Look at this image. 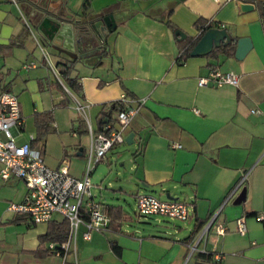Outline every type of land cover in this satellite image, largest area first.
Masks as SVG:
<instances>
[{
    "label": "crops",
    "instance_id": "obj_1",
    "mask_svg": "<svg viewBox=\"0 0 264 264\" xmlns=\"http://www.w3.org/2000/svg\"><path fill=\"white\" fill-rule=\"evenodd\" d=\"M238 1L252 8L241 10ZM255 1L261 0H0V91L18 96V143L36 136L35 112L52 109V129L32 146L51 168L68 158L69 172L80 178L86 153L77 155L87 152L89 136L77 101L87 104L94 129L100 111L113 115L122 93L136 107L122 131H132L131 142L114 144L107 165L98 162L91 173L105 212L107 206L117 211L108 213L109 229L85 239L81 226L74 251L53 253V240L41 243L40 236L65 217L55 212L50 221L34 223L7 209L24 199L26 186L15 175L0 176V264H193L198 250L212 253L216 264H264V25ZM108 12L116 25L92 64L79 55L90 48L89 38L76 33L69 48L67 35H57L58 16L69 26ZM205 24L225 28L231 53H189ZM237 37L249 40L240 58L234 55ZM210 67L233 71L236 83L199 84ZM242 186L243 198L233 202ZM138 192L190 201L193 210L186 220L158 217L166 223L156 228L131 213ZM237 217L244 233L236 229ZM209 219L189 253L191 229ZM217 223L222 233L215 232Z\"/></svg>",
    "mask_w": 264,
    "mask_h": 264
},
{
    "label": "built area",
    "instance_id": "obj_2",
    "mask_svg": "<svg viewBox=\"0 0 264 264\" xmlns=\"http://www.w3.org/2000/svg\"><path fill=\"white\" fill-rule=\"evenodd\" d=\"M208 81L216 85L224 82L234 84L237 75L231 70L221 71L217 67H210L206 75L197 79L199 84ZM114 105L116 110L110 120L103 130L97 131L86 114L87 104L77 101L76 108L85 119L89 135L85 174L77 178L69 172L68 158H64L59 167L51 168L45 163L41 150L33 147L29 140L20 143L15 140L14 129H19L23 124L19 99L17 94L9 89L0 91V176L7 179L15 175L21 178L26 186L24 199L20 202H9L7 209L24 213L34 223L50 221L55 212L62 214L68 220L67 236L60 243H48V248L62 257L75 250V238L81 226L84 227L82 235L85 239H90L92 231L102 232L110 227V218L102 202L94 198L91 192V173L114 144L124 141L122 131L136 111V107L130 104L124 93L114 101ZM134 203L137 214L166 217L171 220H186L193 210V203L190 201L159 198L145 192H138ZM211 219L188 243L189 253L197 249V243L206 232ZM235 222L237 231L244 233L243 218L237 217ZM222 231L223 225L217 223L215 232ZM215 259H218L217 255Z\"/></svg>",
    "mask_w": 264,
    "mask_h": 264
},
{
    "label": "water",
    "instance_id": "obj_3",
    "mask_svg": "<svg viewBox=\"0 0 264 264\" xmlns=\"http://www.w3.org/2000/svg\"><path fill=\"white\" fill-rule=\"evenodd\" d=\"M238 6L241 10L252 8V3L238 1ZM66 20V17L58 16V20L56 21V32L58 36H67L66 45L69 46L73 41H76L75 38L76 33L83 38H89L90 40V48L84 51H80V57H84L85 62L92 64L96 61L100 56L99 50L103 48L102 40L106 36L110 30L115 27L116 22L114 20L113 13H101L98 15H94L90 18H84L82 22L74 20L71 25L66 26L62 23V21ZM174 33L181 37L185 36V33L179 29H174ZM78 38V37H77ZM92 40V41H91ZM233 40L227 33L224 27H216V26H208L206 27L198 39L192 44L190 47L189 53L192 55L195 54H207L214 47H218L221 45L232 44ZM69 44V45H68ZM249 47V40L247 37H237L234 40V55L235 57L240 58L246 49ZM72 48V45L69 46ZM98 51V53H94ZM124 140L126 142H131L132 140V131H129L125 136ZM82 146L79 147L78 153H81ZM167 198H171L168 194L165 195ZM244 196V186H242L234 197L233 202H238Z\"/></svg>",
    "mask_w": 264,
    "mask_h": 264
},
{
    "label": "trees",
    "instance_id": "obj_4",
    "mask_svg": "<svg viewBox=\"0 0 264 264\" xmlns=\"http://www.w3.org/2000/svg\"><path fill=\"white\" fill-rule=\"evenodd\" d=\"M256 7L258 9L259 12V16L262 20V23L264 25V0L261 1H255ZM207 27V24L200 26L201 31L204 30ZM233 51V46L232 44H228V45H221L218 47H214L208 54L209 55H216L219 52H224V53H231ZM66 61H63V65H65V69L64 72L68 71L69 67L66 65ZM65 83L75 92L78 93L79 92V86L76 85L75 81L71 78H66L65 79ZM65 103L64 100L60 101V104ZM114 104V102H113ZM110 110L107 111H100V115L98 116V128L96 129L97 131L99 130H103L105 125L107 124L106 119L108 118V120H110L111 116H110ZM34 120H35V124H36V136L34 138L31 139V145H35L36 143H38L41 139L44 138V136L46 135V133L48 131H50L52 129V123L54 121V114H53V110L52 109H46L43 111H37L34 114ZM80 121H83V118L79 117ZM87 131V128H86ZM106 209V213L110 218V225L113 221L112 217H110V214L108 213H117V211L115 210L116 208L113 206H107ZM199 224L195 225L190 232V236H193L199 229ZM68 220L66 218H64L62 221L60 222H52L49 225V228L47 230L46 233H44L42 236H40V242L44 243L45 241L48 240H53L57 243L62 242L66 236H67V232H68ZM48 250H50L48 248ZM212 253L207 252V251H203V250H198L194 253V263L193 264H216L215 261L212 260L211 257Z\"/></svg>",
    "mask_w": 264,
    "mask_h": 264
},
{
    "label": "rangeland",
    "instance_id": "obj_5",
    "mask_svg": "<svg viewBox=\"0 0 264 264\" xmlns=\"http://www.w3.org/2000/svg\"><path fill=\"white\" fill-rule=\"evenodd\" d=\"M89 136V135H88ZM83 138L85 139L86 138V136L84 135L83 136ZM18 140V139H17ZM85 153H87L86 152V149H85V151L82 153V154H80V155H77V156H82L83 154L85 155ZM107 154L109 155V153L107 152L106 154H105V156L99 161V167H102V166H105V165H107L106 164V157H107ZM110 155H112L111 153H110ZM112 160V165H114V159H111ZM114 168V167H113ZM96 170H97V168H96ZM95 170V171H96ZM84 174H85V171H81V173H80V176L81 177H83L84 176ZM91 181H92V183H93V186H92V191H93V193H95V195H96V199H98V200H100L101 202H103V199H102V197H101V195H100V192H101V190H100V187H99V185L97 184V182L95 181V178H94V174H92L91 175ZM162 196V195H161ZM131 213L133 214V215H136V216H138L139 218V220L140 221H146V222H149L150 224H152V225H154V227H159L160 226V224H165L166 222L164 221V220H161V218H158V217H156V216H154V215H140V214H137V213H135V209H132V211H131ZM158 219V220H157ZM165 219V218H164ZM166 220H168V219H166ZM172 222H175L174 220H172ZM167 223H168V221H167Z\"/></svg>",
    "mask_w": 264,
    "mask_h": 264
}]
</instances>
